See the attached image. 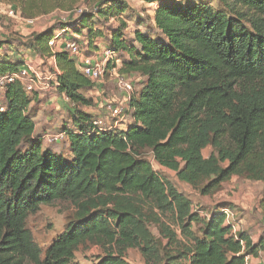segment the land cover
I'll list each match as a JSON object with an SVG mask.
<instances>
[{
    "label": "trees",
    "instance_id": "16d2710c",
    "mask_svg": "<svg viewBox=\"0 0 264 264\" xmlns=\"http://www.w3.org/2000/svg\"><path fill=\"white\" fill-rule=\"evenodd\" d=\"M0 1L33 20L71 12L86 0ZM92 1L95 10L81 11L73 26L60 29L65 42L71 29L98 49L104 33L97 25L119 21L107 47L116 60L111 70L144 82L124 114L129 120L115 128H101L77 111L73 129L63 132L70 156L45 148L36 134L37 97L20 83L6 85L0 102V264H80L76 252L86 244L103 248L96 264H130V249H138L146 264H246L259 257L264 238L254 243L247 232L234 233L224 226V213L203 219L147 156L203 196L236 176L264 183V0H140L158 3V34L137 30L133 40L122 21L129 0ZM57 32L35 33L22 47L41 60L54 59L58 93L74 106L91 107L84 91L94 82L66 45H51ZM5 47L15 46L0 41V52ZM2 52L0 76L26 66ZM208 148L212 154L205 158ZM57 201L73 204L76 215L43 252L27 222ZM258 208L264 215V196ZM152 219L166 246L149 230Z\"/></svg>",
    "mask_w": 264,
    "mask_h": 264
},
{
    "label": "rangeland",
    "instance_id": "374dc122",
    "mask_svg": "<svg viewBox=\"0 0 264 264\" xmlns=\"http://www.w3.org/2000/svg\"><path fill=\"white\" fill-rule=\"evenodd\" d=\"M199 1L215 2V0ZM127 3L129 9L122 19L128 25L126 30L127 37L133 40L134 33L137 30L158 34L154 26L155 11L158 3L148 4L140 0H129ZM0 4L12 6L1 1ZM92 4V0H86L76 6L71 12L56 11L50 15L33 19L32 25H27L28 23H25L18 16H0V41L10 40L15 46L14 48L11 47L12 50L5 47L4 51H1L2 54L10 53L9 55L12 59H23L31 67L33 73L36 71L41 75L42 84H46L49 87L47 91H36L34 95L31 94L32 96H30L31 98L37 97L32 104V108L35 110L36 134L44 137L45 148H50L56 153H63L69 156L70 142L68 138L64 136V138L59 137L56 140L52 136L63 135L67 128L73 129V119L77 111L89 114L94 121H101V128H115L116 123L120 125L122 120H129V118H125L126 115L124 114L127 112L130 99L137 94L144 82V79L139 75L123 76L119 72V68L111 70L116 60L110 64L106 63L105 52L111 33L119 27L120 23L116 20L110 22L102 21L97 25L104 33L103 40L97 41V46L100 47L98 50L94 47H89L87 40L83 37H73L71 29H69L67 34L71 37V40L68 41V43L70 42L69 44L77 43L85 55L102 66L106 65V73L103 77L98 81H93L94 87L92 89L84 91V96L93 102L91 107H78L71 102L65 101L63 96L54 89V67L51 59L41 60L37 52L22 47L23 43H27L33 34L41 33L50 28H57L58 32L56 34H61L57 40L56 48L58 49L60 46L65 45L67 43L63 38L65 34L64 31L59 32L60 29L66 24L73 26L74 19L81 11L95 10ZM121 82L122 84L120 85ZM124 85H129L133 89L131 94L128 89L124 88ZM0 102H4V89L2 88H0ZM111 109L119 110L121 116L114 117L110 112ZM211 154L212 148H208L203 152L205 158ZM147 159L156 172L166 178L179 193L193 203L194 211L199 213L203 219L208 220L211 214H223L228 211L235 215V221L231 225H235L240 232H245L247 229H255L254 236L257 235L258 237L259 234L264 236V215L263 213H258L259 202L264 196V183L236 176L223 183L214 194L203 196L200 190L181 182L177 178L176 173L160 167L151 155H148ZM76 211V207L73 204L57 201L51 205L41 206L36 214L29 217L27 227L31 231L35 243L43 252H46L54 240L65 231L69 222L75 218ZM148 213L151 214L150 216L157 215L161 217L157 211H148ZM244 219L250 223H255L256 226L248 228V224L245 221L242 222ZM160 220L166 224H171V221L166 217H161ZM223 220L224 226L228 225L225 216H223ZM148 224L153 236L163 246H166V240L160 237L158 224L153 222V219L148 220ZM201 226L196 224L194 229H199ZM102 256H104L103 248L92 244L81 246L76 252V260L80 264H96ZM126 256L130 264H146L138 249L128 250ZM155 264H162V262H155Z\"/></svg>",
    "mask_w": 264,
    "mask_h": 264
},
{
    "label": "built area",
    "instance_id": "2783aa9c",
    "mask_svg": "<svg viewBox=\"0 0 264 264\" xmlns=\"http://www.w3.org/2000/svg\"><path fill=\"white\" fill-rule=\"evenodd\" d=\"M1 15H6L8 17H20L21 20H24L25 23L27 22V25H32V20L29 19H24L21 16V13L16 11L12 6H5L0 4V16ZM61 36V34L56 36V39ZM72 42V41H71ZM70 43V42H69ZM68 42L65 44L66 45V50L74 57V59L77 61L78 66L82 73L90 79L92 82L93 81H98L103 77V75L106 73V65L102 66L99 63H96L94 59L90 58L89 56L85 55L81 48L78 46L77 43H71L69 44ZM57 41H53L51 45L54 47L56 46ZM98 45V44H97ZM106 56V63H109L113 61L115 58L114 54L106 49L105 52ZM53 67H54V72H53V77L55 80L54 84V89L58 92V86H59V80H58V75L60 74V71L58 70L55 60L51 59ZM43 79L41 78V75L35 71L31 70V67L26 63V66L18 73L12 74V75H6V76H0V88L4 89L6 85L8 84H13V83H20L22 87L24 88L25 92L32 96L31 94L34 95L36 91H47L49 90V87L46 84H42ZM122 82L120 83V85ZM126 89L130 91V94L132 93V88L129 85H124ZM65 101L70 102V100L66 97L63 96ZM111 114L114 117H120L121 113L117 109H111ZM98 126L102 125V122L99 121L97 122ZM64 134L60 136H52L53 139L58 140L59 137L64 138ZM227 223L231 225V223H234L235 221V215L234 213H229L226 211L224 213ZM234 227L233 231L234 233H237L239 230L238 228L235 227V225H232ZM246 264H249V258L246 260Z\"/></svg>",
    "mask_w": 264,
    "mask_h": 264
},
{
    "label": "crops",
    "instance_id": "0c3cea01",
    "mask_svg": "<svg viewBox=\"0 0 264 264\" xmlns=\"http://www.w3.org/2000/svg\"><path fill=\"white\" fill-rule=\"evenodd\" d=\"M62 47H63V45L60 46L58 49L62 50ZM258 213L262 214V212L259 209H258ZM244 221L246 222V224H248V228H251V227L253 228V227L256 226L255 223H250V222L246 221V219H244L242 222H244ZM245 232H247L250 235V237H251V239H252V241L254 243H257L262 238H264V236H262L261 234H259L258 237H257V235L254 236L255 229H247ZM249 264H264V251H262L260 253L259 257H256V258L255 257H251V258H249Z\"/></svg>",
    "mask_w": 264,
    "mask_h": 264
},
{
    "label": "clouds",
    "instance_id": "9594fccd",
    "mask_svg": "<svg viewBox=\"0 0 264 264\" xmlns=\"http://www.w3.org/2000/svg\"><path fill=\"white\" fill-rule=\"evenodd\" d=\"M239 230V229H238Z\"/></svg>",
    "mask_w": 264,
    "mask_h": 264
}]
</instances>
